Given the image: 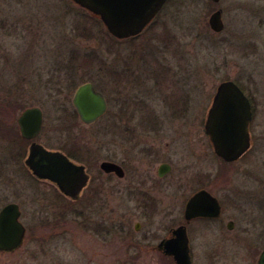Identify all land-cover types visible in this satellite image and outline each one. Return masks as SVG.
Returning <instances> with one entry per match:
<instances>
[{
    "label": "rangeland",
    "instance_id": "rangeland-1",
    "mask_svg": "<svg viewBox=\"0 0 264 264\" xmlns=\"http://www.w3.org/2000/svg\"><path fill=\"white\" fill-rule=\"evenodd\" d=\"M217 9L220 32L208 23ZM226 80L239 85L252 112L250 149L230 163L215 156L204 131L216 88ZM84 81L108 100L107 113L89 126L74 116L71 101ZM161 81L176 82L171 100L185 101V114L161 107ZM142 86L144 93L136 90ZM152 104L157 113L176 114L152 116ZM30 106L43 112L39 143L67 149L74 139L88 151L82 163L93 180L103 178L100 162L111 160L122 162L123 182L105 177L99 196L89 200L88 188L72 202L21 168L23 159L12 161L16 120ZM153 117L166 128L162 149L177 150L162 180L155 169L168 154L141 155L142 139L132 132ZM7 125L11 137L0 132V210L18 203L26 232L18 248L0 252V264H170L152 248L181 221L186 198L199 188L210 190L222 213L188 228L193 264H257L264 250V0H167L140 35L124 40L111 38L69 0H0V127ZM195 132L202 137L192 155ZM135 169L148 209L133 210L123 191Z\"/></svg>",
    "mask_w": 264,
    "mask_h": 264
},
{
    "label": "water",
    "instance_id": "water-1",
    "mask_svg": "<svg viewBox=\"0 0 264 264\" xmlns=\"http://www.w3.org/2000/svg\"><path fill=\"white\" fill-rule=\"evenodd\" d=\"M70 1L99 18L111 36L125 39L140 34L167 0ZM208 23L211 30L222 31L221 11L213 12ZM72 103L84 124L94 123L107 109L104 96L89 82L77 87ZM251 118V104L244 92L232 80L221 82L216 88L204 121L205 134L217 157L225 162H234L246 154L251 146ZM42 123V111L37 106L24 109L17 118L20 134L25 139L35 138ZM25 164L35 177L56 185L63 195L72 199L78 197L88 179L84 166L71 161L61 152L46 150L37 143L31 144ZM100 169L106 173L122 175L120 167L113 162H101ZM219 213L218 201L205 190L198 191L185 208L186 219L197 215L217 217ZM19 216L20 211L15 203L1 208V252L13 251L22 244L25 228L19 221ZM174 234L177 239L162 241L159 246H163L164 251L174 257L175 264H191L185 230L178 227ZM257 264H264V250L260 253Z\"/></svg>",
    "mask_w": 264,
    "mask_h": 264
},
{
    "label": "flooded vegetation",
    "instance_id": "flooded-vegetation-1",
    "mask_svg": "<svg viewBox=\"0 0 264 264\" xmlns=\"http://www.w3.org/2000/svg\"><path fill=\"white\" fill-rule=\"evenodd\" d=\"M217 10H220V9H217ZM221 11V10H220ZM221 14H222V11H221ZM143 32V31H142ZM141 32V33H142ZM140 33V34H141ZM140 34H138V35H140ZM138 35H136V36H134V37H129V38H126V39H131V38H135V37H137ZM119 40H124V39H119ZM142 80H148V77H146V76H143V78H142ZM87 82H89V83H91L90 81H84V82H82L81 84H83V83H87ZM81 84H79V85H81ZM92 84V83H91ZM179 84V83H178ZM78 85V86H79ZM93 85V84H92ZM175 85H176V82H173V83H170V82H165V81H161V82H159V83H157V86H158V89H157V93H159V95H162V96H159V95H157V96H159V99H157L159 102H160V105H162L161 107H165V106H169L168 108L169 109H176L177 110V115H179V116H181V115H183V114H185V112H186V106H187V104H186V102L184 101L183 102V100H179V102H176V101H173V100H171L172 99V96H173V94H174V91H175ZM77 86V87H78ZM77 87L75 88V90L77 89ZM93 87H94V89L96 90V91H99V90H97L96 88H95V86L93 85ZM139 87V86H138ZM74 90V91H75ZM137 91H141L142 93H144L147 89L145 88V87H143L142 86V88H137L136 89ZM166 91V93H163V91ZM169 91V92H168ZM171 91V92H170ZM103 96H104V98H105V100H106V104H107V109H106V111H105V113H104V115L107 113V111H108V100H107V98H106V96L101 92V91H99ZM154 93V92H153ZM73 94H74V92H73ZM245 94V93H244ZM72 97H73V95H72ZM161 97V98H160ZM71 101H72V99H71ZM172 102L173 103V105L172 104H170L169 105V102ZM184 104H183V103ZM73 104V103H72ZM121 105H123L122 103L120 104V106ZM172 105V106H171ZM171 106V107H170ZM74 107V106H73ZM155 106L152 104V106H151V110L150 111H152L154 114H152V116H154V115H156V116H165V115H168V114H172V113H174V114H176L175 113V111L174 112H172V113H169L168 111L164 114L162 111H163V109H160L161 111H158V113H157V110L154 108ZM139 111V110H138ZM137 111V112H138ZM73 112L74 113H76V117H78L79 118V116H78V113H77V111H76V109H75V107H74V110H73ZM103 115V116H104ZM102 116V117H103ZM102 117H100L99 119H101ZM18 118V117H17ZM42 118H43V121H44V117H43V113H42ZM98 119V120H99ZM80 120V119H79ZM98 120H96L95 122H97ZM154 120H155V118L153 117L152 119H151V122H150V124H149V126H144V127H139V126H135V129L132 131L133 133H134V135L137 137V138H141L142 140L139 142V145H138V153H141V155H145V156H147L148 158H155V159H162L161 157L162 156H164L165 155V153H167L168 154V158L167 159H164L161 163H159L158 164V166L156 167V169H155V174H156V178L158 179V180H162V179H164L166 176H168L170 173H171V171H172V165H171V159H172V156L174 155V154H177V150H171L169 153H168V151H167V149H162V147H161V145H160V143L161 142H159V140H158V138H161L163 135H164V133H165V131H166V128H165V126L163 125V124H161V122H159V121H156V124H154ZM81 121V120H80ZM16 122H17V120H16ZM82 122V121H81ZM94 122V123H95ZM83 123V122H82ZM94 123H92V124H94ZM84 124V123H83ZM92 124H84V125H86V126H89V125H92ZM9 128L10 127H8V125L7 126H5V127H0V132H4V134L5 135H7L9 138L11 137V135H10V130H9ZM144 129V131H138V130H140V129ZM42 129H43V123H42V127H41V130H40V132H39V134L35 137V138H33V139H25V138H23L22 136H21V134H20V131H19V128H18V124H17V128H16V131H17V133L16 132H13V140H14V142H16V144H18V146L15 148V151H14V154L13 155H11L10 156V158H11V160L12 161H16L17 163H18V165H20V160L21 159H23V166H21V168L22 167H25V169L24 170H26V171H28L29 172V170L27 169V166H26V164H25V160L27 159V157H28V155H29V149H30V146H31V144L32 143H37V144H39V145H41L43 148H45L46 150H51V151H58V152H61V153H63L68 159H70L71 161H73V162H75V163H77V164H80V165H82V166H84V169H85V172H86V175H87V177H88V179H87V182H86V184H85V186L83 187V189L80 191V193H79V195H78V197L77 198H75V199H72V198H69V197H66V198H68V199H70L72 202H75V201H78L81 197H82V194L84 193V191L85 190H87L88 188H90L88 191H89V193H90V195L92 196H89L90 198H89V200L91 199V198H95V197H97V196H99L100 195V193H101V191H103V188H104V178L106 177H110V176H115V178L117 179V181H118V184L120 183V182H123V179L126 177V172H125V170H124V168H123V165H122V162L121 163H117V162H114V161H111V160H103V161H109V162H113V163H115V164H117L119 167H120V169H121V171H122V175L121 176H119V175H117V174H115L114 172H109V173H106V172H104V171H102L101 169H100V164H101V162H103V161H101L100 162V164H99V169L101 170V173H99L100 175H102V179H100L99 177H98V179H92V175L89 173V169H88V166L87 165H85L84 163H82V159H85V157H84V155H86V153L88 152L85 148H83V147H81V146H79V144H78V142H76L74 139H72V141L69 143V147H67V149L66 148H64V147H62V149H54V148H50V147H47V146H45V145H43V144H41V143H39L38 141H37V139H38V137L41 135V132H42ZM137 129V130H136ZM138 131V132H137ZM140 135H139V134ZM10 135V136H9ZM202 137V132H199V133H197V132H195V134L194 135H190V145L191 146H193V149L192 150H194V151H191V152H193V153H191L192 155L193 154H195V152H196V147H195V145H197V141H200V138ZM210 143V142H209ZM169 145V142L166 144V146H168ZM143 146V148H141ZM210 146H211V144H210ZM141 148V149H140ZM211 150H212V147H211ZM213 151V150H212ZM10 154V153H9ZM73 154L74 155H77V156H80V159H77V158H75L74 156H73ZM216 156V155H215ZM84 157V158H83ZM120 161V160H119ZM84 162V161H83ZM134 168H136V167H134ZM136 170V169H135ZM31 173V172H30ZM137 170H136V172H134L131 176H129V178H130V183L131 184H127V183H125V186H126V188L127 189H124L123 191H125L126 193H127V195L128 196H130L129 198L130 199H133L134 200V202H135V208L133 209V210H136V209H138V210H142V209H148V207H150L152 204H151V201H150V199H148V200H146V201H143L142 199L140 200V198H145V196H143L142 194H144V193H142V192H140V191H138V187L140 188V186H139V181H138V179L136 178L137 176ZM40 180V179H39ZM41 181H46V180H41ZM135 181H137V182H135ZM46 182H48V181H46ZM50 183V182H49ZM140 183H141V185H143V181H141L140 180ZM50 184H52V183H50ZM117 184V185H118ZM52 185H54V184H52ZM56 188H57V186L56 185H54ZM58 189V188H57ZM200 190H205V191H207L211 196H213V197H215L211 192H210V190H208V189H206V188H199V189H197L196 191H194L193 193H191L187 198H186V200H185V203H184V206H183V211H182V215H181V221L176 225V226H172V227H170L169 228V230L167 231V235L165 236V237H163V238H161L160 240H159V242L157 243V245L155 246V247H153L152 249L153 250H155V251H157L158 253H161V254H163L169 261H170V264H175V261H174V257L171 255V254H167L165 251H164V248H163V246H159V244L163 241V242H165L166 240H168V239H177V237H176V234H174V231L178 228V227H182L184 230H185V237H186V239H187V245H188V252H189V257H190V261H191V264H193V257H192V250H191V247H190V238H189V235H188V228L190 227V225L194 222V221H197V220H204V221H215V220H217L220 216H221V213H222V207H221V204H220V202H219V200L216 198V200L218 201V203H219V205H220V213H219V215L217 216V217H211L210 215H197V216H194V217H191L190 219H186L185 218V208H186V204H187V202L198 192V191H200ZM58 191H59V189H58ZM119 192H120V194L122 195V189L120 188V185H119V190H118ZM60 192V191H59ZM146 192H147V190H146ZM145 195V194H144ZM64 196V195H63ZM9 203H15V204H17L18 205V208H19V211H20V216H19V221H20V217H21V210H20V206H19V204L18 203H16V202H9ZM9 203H7V204H9ZM6 204V205H7ZM5 206V205H4ZM3 206V207H4ZM88 206H90V204H88ZM2 207V208H3ZM21 222V221H20ZM23 225V224H22ZM24 226V225H23ZM233 223L232 222H228V224H227V228L229 229V230H231L232 228H233ZM25 228V227H24ZM139 228H140V224L139 223H136L135 225H134V229L137 231V230H139ZM26 232V231H25ZM178 243H180V242H178Z\"/></svg>",
    "mask_w": 264,
    "mask_h": 264
},
{
    "label": "trees",
    "instance_id": "trees-1",
    "mask_svg": "<svg viewBox=\"0 0 264 264\" xmlns=\"http://www.w3.org/2000/svg\"><path fill=\"white\" fill-rule=\"evenodd\" d=\"M81 9V8H80ZM84 10V9H83ZM87 14H88V16H89V18H91V19H94V20H96V21H98L99 23H101V21L99 20V18H97L96 16H93V15H91L89 12H87L86 10H84ZM102 24V23H101ZM106 34L107 35H109L107 32H106ZM111 38H113L111 35H109ZM115 39V38H114ZM59 91H61V89L59 90ZM74 116H76V113H74ZM73 156L75 157V158H77V159H80V156H77V155H74L73 154Z\"/></svg>",
    "mask_w": 264,
    "mask_h": 264
}]
</instances>
